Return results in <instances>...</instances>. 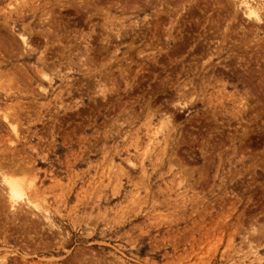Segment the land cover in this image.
<instances>
[{
  "label": "rangeland",
  "instance_id": "374dc122",
  "mask_svg": "<svg viewBox=\"0 0 264 264\" xmlns=\"http://www.w3.org/2000/svg\"><path fill=\"white\" fill-rule=\"evenodd\" d=\"M229 5L0 0V164L40 204L0 196L2 262L258 263L264 24Z\"/></svg>",
  "mask_w": 264,
  "mask_h": 264
},
{
  "label": "bare ground",
  "instance_id": "6f19581e",
  "mask_svg": "<svg viewBox=\"0 0 264 264\" xmlns=\"http://www.w3.org/2000/svg\"><path fill=\"white\" fill-rule=\"evenodd\" d=\"M93 1V0H92ZM95 1V0H94ZM102 1V0H101ZM227 3H230V7H232V9L234 11H241V14L245 17V20L249 21L250 24H253V26L256 25L259 26V24H264V0H226ZM97 2V1H96ZM174 2V1H173ZM93 4V3H91ZM175 5V4H173ZM97 6V5H96ZM95 7V6H94ZM86 8V7H85ZM88 8V7H87ZM176 8V7H175ZM89 9V8H88ZM172 9V8H171ZM231 9V8H230ZM70 10V9H69ZM79 10V9H77ZM96 11V10H95ZM173 11V10H172ZM171 11V14H172ZM177 11V9H176ZM72 12V11H70ZM92 12V11H91ZM167 12V11H165ZM168 13V12H167ZM174 13V11H173ZM22 15V14H21ZM154 15V14H153ZM170 15V14H169ZM47 16V15H46ZM54 16V15H53ZM152 16V15H151ZM167 16V15H166ZM173 17V15H171ZM78 17V16H77ZM170 17V16H168ZM81 18V17H80ZM7 19V18H6ZM9 19V18H8ZM47 19V17H46ZM83 20V19H81ZM52 21H55L54 19ZM57 21V20H56ZM55 21V22H56ZM154 21V20H153ZM79 22V21H78ZM150 23V22H149ZM54 25V24H53ZM57 27V26H56ZM154 27V26H153ZM58 28V27H57ZM258 28V27H257ZM56 29V28H55ZM129 30V29H128ZM152 30V29H151ZM48 31V30H47ZM124 32V31H123ZM255 32V31H254ZM26 35V34H25ZM24 36H21L20 42L22 44V47L25 49L29 46V43L27 41V38H25ZM120 35V34H119ZM125 35H127L125 33ZM19 36V35H18ZM206 37V36H205ZM113 40V39H112ZM110 42V41H109ZM182 45V44H181ZM185 47V45H184ZM207 51V50H206ZM216 51V50H215ZM87 54V53H86ZM83 55V54H82ZM81 58H83V56H81ZM78 59V58H77ZM84 59V58H83ZM162 60V59H161ZM91 61V60H90ZM197 78V77H196ZM221 83V82H220ZM241 102V101H240ZM242 103V102H241ZM251 103V102H250ZM245 105V104H244ZM243 107V106H242ZM245 107V106H244ZM247 108V107H246ZM2 117L4 118V122H6V124L8 121L7 116L4 114L2 115ZM10 119V118H9ZM13 124H9L8 127H10ZM11 130L9 129V131L16 137L17 136V131L16 128L14 126L10 127ZM13 148V146L11 147ZM26 158V157H25ZM31 158V157H30ZM17 161V160H16ZM25 161V160H24ZM19 162V161H18ZM17 162V163H18ZM129 162V161H128ZM2 164V163H1ZM0 164V196L2 197V199L4 200V203H8V208H10V210L12 211L10 213V215H15V212L17 209H22L27 208L28 210H31V212H33L35 215H38L40 208L39 205H37V202H33L31 199V196H29L30 194L28 193V190H30L29 186L30 183L27 182L28 179H26L25 177H21V174H24V170L28 171L30 166L28 164V162H19L17 168L12 170V166L14 167V165H11V169L9 170H4L6 166L2 167ZM17 165V164H15ZM33 165V164H32ZM8 168V165L7 167ZM32 169V168H30ZM21 175V176H20ZM24 176V175H23ZM26 180H25V179ZM33 179V178H32ZM32 182V181H31ZM1 209V208H0ZM26 209V210H27ZM27 210V211H28ZM50 210V209H49ZM18 211V210H17ZM24 211V210H23ZM26 211V212H27ZM33 215V213H31ZM37 212V213H36ZM20 213V212H19ZM24 213V212H23ZM17 214V213H16ZM31 215V216H32ZM17 216V215H16ZM14 217V216H13ZM24 217V216H23ZM36 217V216H34ZM39 217V216H38ZM43 217L48 220V223H52V221L50 220L49 216H45L43 215ZM42 224V223H41ZM1 227V226H0ZM1 233V232H0ZM261 237L264 238V231H262L261 233ZM22 240V239H21ZM261 245V244H260ZM45 247V246H44ZM255 247V246H254ZM35 249V248H34ZM249 253L254 255V259L255 261L262 262L264 264V255H262L260 253L259 250L254 249L251 245H249ZM4 260V258H3ZM257 263V264H258ZM0 264H9L8 262H2V260H0ZM248 264V263H247Z\"/></svg>",
  "mask_w": 264,
  "mask_h": 264
}]
</instances>
